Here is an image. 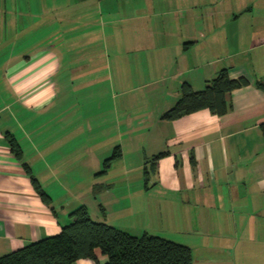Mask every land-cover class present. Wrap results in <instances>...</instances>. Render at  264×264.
I'll return each mask as SVG.
<instances>
[{
	"label": "crops",
	"instance_id": "obj_1",
	"mask_svg": "<svg viewBox=\"0 0 264 264\" xmlns=\"http://www.w3.org/2000/svg\"><path fill=\"white\" fill-rule=\"evenodd\" d=\"M222 68L248 80L224 114L161 118ZM262 123L264 0H0V256L84 205L193 264H264Z\"/></svg>",
	"mask_w": 264,
	"mask_h": 264
},
{
	"label": "trees",
	"instance_id": "obj_2",
	"mask_svg": "<svg viewBox=\"0 0 264 264\" xmlns=\"http://www.w3.org/2000/svg\"><path fill=\"white\" fill-rule=\"evenodd\" d=\"M247 84L245 77L230 78L225 68L208 80L202 90L194 91L184 82L180 97L161 118L174 120L201 109L224 114L227 111L226 93ZM257 85L263 88L260 81ZM261 128L264 133V123ZM10 142L11 149L20 160L22 152L18 143L11 136ZM119 155L118 149L113 151L112 156L103 162L100 173H104L112 159ZM22 165L42 201L50 203V198L31 174L29 166L25 162ZM96 250L106 256L105 264H193L188 246L148 233L135 236L106 222L95 221L84 205H78L68 213L59 233L0 256V264H73L83 258L96 259Z\"/></svg>",
	"mask_w": 264,
	"mask_h": 264
}]
</instances>
